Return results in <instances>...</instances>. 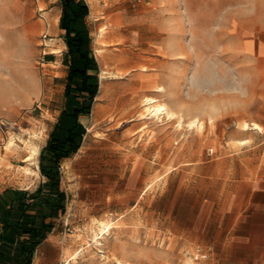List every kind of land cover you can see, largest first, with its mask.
<instances>
[{
	"label": "rangeland",
	"instance_id": "1",
	"mask_svg": "<svg viewBox=\"0 0 264 264\" xmlns=\"http://www.w3.org/2000/svg\"><path fill=\"white\" fill-rule=\"evenodd\" d=\"M84 1L98 93L78 150L59 164L46 259L216 264L219 245L199 241L204 224L228 221L242 181L264 170V0ZM53 5L0 0V189L45 180L37 162L67 71L64 49L42 45ZM102 24L126 39L99 41ZM110 51L116 63L101 58ZM155 105L169 114L151 115Z\"/></svg>",
	"mask_w": 264,
	"mask_h": 264
},
{
	"label": "trees",
	"instance_id": "2",
	"mask_svg": "<svg viewBox=\"0 0 264 264\" xmlns=\"http://www.w3.org/2000/svg\"><path fill=\"white\" fill-rule=\"evenodd\" d=\"M61 2L62 14L59 25L65 31L64 40L69 56L64 98L65 103L69 105L68 108L61 110L59 117L69 118L73 123L64 130L58 129V122L55 124L54 130L49 134L39 153L38 167L45 180L37 187L35 194L26 195L24 192L19 202L22 205L19 218L12 224H2V232L6 230L11 236H18L20 239V243L16 245V249L20 251L18 264L31 263L35 246L40 243L42 236L50 231V225L44 221L45 217L51 216L62 207L59 164L62 159L72 156L79 148L85 127L78 122V117L90 113L93 98L98 90L96 63L88 49L84 48L87 36L76 26V22L87 15V5L84 0ZM68 11L72 12L71 17L67 14ZM26 199H33L36 202L33 200L27 202Z\"/></svg>",
	"mask_w": 264,
	"mask_h": 264
},
{
	"label": "crops",
	"instance_id": "3",
	"mask_svg": "<svg viewBox=\"0 0 264 264\" xmlns=\"http://www.w3.org/2000/svg\"><path fill=\"white\" fill-rule=\"evenodd\" d=\"M59 2L60 5H53L46 11L49 15L51 25L46 24L47 29L43 33L42 45L43 48L48 47L50 49L48 51L49 54H54L64 49L62 60L68 70L69 56L67 54V45L64 40L65 31L60 28L59 25V19L62 14V2L61 0H59ZM41 4H44V2ZM91 5L92 3H90V6L87 5L88 13L89 9L91 13ZM41 8L42 5L38 7V10L40 11ZM54 8H56L55 11H53ZM67 14L70 17L72 16V12L70 11H68ZM87 15L76 22L78 29H84L83 21ZM58 35L59 37H57ZM58 40L62 43L61 46ZM58 47H61V49H58ZM47 62L52 61L49 60ZM66 74L64 76V81ZM62 93L63 106L59 110L49 134L54 130V126L57 122L59 130H64L73 123L69 118L59 117L61 110L63 108H68L67 105H69L65 103L64 87ZM88 115L79 116L78 122L84 125L80 118ZM38 162L37 168L39 170ZM43 177L44 176H42V178ZM208 179L210 180L211 178ZM43 181L42 179L41 183ZM242 184L245 193L238 196L239 201L233 205V208L227 210L230 219L226 222H224L223 219L206 221L203 226L205 229L203 232L204 237L199 238L200 242H214L219 245V251L215 253L216 264H264V170L253 180L250 178L244 179ZM24 192H26V195H28V193L35 194V190H27V188L3 187L0 189V264H18L19 262L20 251L16 249V245L20 243V239L18 236H11L6 230L2 232V224H12L19 218L20 209L22 210V205H20L19 202L20 198L25 194ZM43 193L44 192H41V194ZM32 200L33 199H26L27 202ZM33 201L36 202V200ZM41 206H43V204H41ZM212 227L214 228V238L208 239L206 236L212 232L209 230L210 228L212 229ZM42 243L43 242H40L35 246L30 264H53L46 259L44 253L46 247L52 245V242Z\"/></svg>",
	"mask_w": 264,
	"mask_h": 264
},
{
	"label": "bare ground",
	"instance_id": "4",
	"mask_svg": "<svg viewBox=\"0 0 264 264\" xmlns=\"http://www.w3.org/2000/svg\"><path fill=\"white\" fill-rule=\"evenodd\" d=\"M94 10V7L91 5V13L93 12ZM57 18V17H56ZM98 39L99 41L101 42H108V41H111V42H114V41H117V42H123L126 37L124 36V34L122 33L120 27L118 28H114V29H108L107 28V25L106 24H102L99 28H98ZM99 51V50H98ZM101 58L103 59V61L105 63H116L119 58H120V55L117 54V53H114V52H108L107 54H100ZM117 78V77H115ZM148 101L149 102H154L155 99L154 98H148ZM151 115H158V114H169L168 110L165 109L162 105H155L153 106L150 111ZM196 126L197 127H200L201 126V122L199 121H196L195 122ZM244 129H247L248 128V124L247 123H244L243 126H242ZM36 152V149L33 148V151L31 154H34ZM67 256V255H66ZM70 258H73L74 257V254L71 253L69 254ZM68 258V257H67ZM66 258V259H67ZM69 258V259H70ZM67 264V263H66ZM119 264V263H118Z\"/></svg>",
	"mask_w": 264,
	"mask_h": 264
},
{
	"label": "built area",
	"instance_id": "5",
	"mask_svg": "<svg viewBox=\"0 0 264 264\" xmlns=\"http://www.w3.org/2000/svg\"><path fill=\"white\" fill-rule=\"evenodd\" d=\"M212 151H213L212 148H209V149H208V153H209V154H211Z\"/></svg>",
	"mask_w": 264,
	"mask_h": 264
}]
</instances>
